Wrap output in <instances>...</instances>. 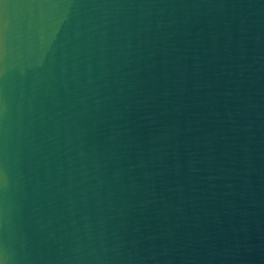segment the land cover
I'll list each match as a JSON object with an SVG mask.
<instances>
[{
	"label": "water",
	"instance_id": "95a60500",
	"mask_svg": "<svg viewBox=\"0 0 264 264\" xmlns=\"http://www.w3.org/2000/svg\"><path fill=\"white\" fill-rule=\"evenodd\" d=\"M0 264H264V0H0Z\"/></svg>",
	"mask_w": 264,
	"mask_h": 264
}]
</instances>
